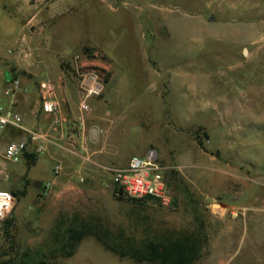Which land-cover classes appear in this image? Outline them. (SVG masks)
I'll list each match as a JSON object with an SVG mask.
<instances>
[{"label":"rangeland","instance_id":"rangeland-1","mask_svg":"<svg viewBox=\"0 0 264 264\" xmlns=\"http://www.w3.org/2000/svg\"><path fill=\"white\" fill-rule=\"evenodd\" d=\"M56 1L72 9L58 28L34 33L37 6L0 0V77L24 75L14 63L32 36L44 44L58 29L95 42L127 82L106 94L118 101L114 133L123 130L124 157L155 150L174 202L117 196L110 178L89 191L98 198L70 204L66 218L41 220L36 193L52 162L40 156L27 169L25 155L0 158V189L18 194L0 220V264H152L119 256L89 233L66 256L67 231L79 223L123 246L194 234L202 247L193 264H264V0Z\"/></svg>","mask_w":264,"mask_h":264},{"label":"crops","instance_id":"crops-1","mask_svg":"<svg viewBox=\"0 0 264 264\" xmlns=\"http://www.w3.org/2000/svg\"><path fill=\"white\" fill-rule=\"evenodd\" d=\"M26 2L37 6L32 16L42 14L34 22V33H42L47 23L49 28L57 27V17L72 9H63L54 0ZM54 29L50 30V35L47 34L44 44L31 37L32 45L25 56L20 55L14 63L16 70L24 74L20 76L21 88L6 99V103L20 113L27 128L45 134V139L29 140L26 153L35 156L33 161L27 165L26 159L22 157L27 169L36 164L40 156L44 157V164L52 162L51 174L45 179L43 193H36L41 206V213L38 212L36 217L41 220L49 216L55 219L66 218L70 204L98 198V194L89 191L98 188L101 181L110 180L107 167L123 166L130 157H124L122 151L123 130L119 134L114 133V108L118 101L106 95L109 90L114 93L126 90L127 82L121 77V72L113 68L107 53L95 42H81ZM90 50L98 52L99 58ZM92 67L104 75L105 89L101 95L90 97L89 108L81 111L78 71ZM156 74V71L152 72L153 76ZM0 78L3 81L10 79L6 72ZM44 80L54 84L53 94L60 105L55 114L41 109L38 84ZM0 135L4 139L2 144L26 136L22 129L13 127ZM39 142L45 144V149L35 153ZM57 164L60 165L58 172L55 171ZM26 178L31 183H37L35 179ZM221 205L222 209H229L227 205ZM260 222L257 219L253 223L259 225Z\"/></svg>","mask_w":264,"mask_h":264},{"label":"built area","instance_id":"built-area-1","mask_svg":"<svg viewBox=\"0 0 264 264\" xmlns=\"http://www.w3.org/2000/svg\"><path fill=\"white\" fill-rule=\"evenodd\" d=\"M99 58L96 51H91ZM79 92L81 111L89 108L88 99L92 96H99L105 89L104 75L96 68L92 67L78 71ZM21 88V78L19 75H10L8 81L0 78V134L9 127L22 129L26 136L19 139H11L2 144L0 141V158L18 162L28 150L29 140L45 139V134L37 129L27 128L21 115L10 104L6 103L7 98H11ZM41 109L50 114H55L59 110V102L54 97V84L50 81H40L38 84ZM56 121V120H55ZM45 149V144L39 142L35 148V153H41ZM60 165L55 166L58 172ZM111 173L113 188L116 187L115 195H125L134 199H153L163 207L173 206V195L171 194L166 180L165 168L157 161V152L148 149L143 156L131 155L127 163L123 166L107 167ZM7 178V174H5ZM16 195L8 189H0V220L4 219L12 211L17 202Z\"/></svg>","mask_w":264,"mask_h":264},{"label":"trees","instance_id":"trees-1","mask_svg":"<svg viewBox=\"0 0 264 264\" xmlns=\"http://www.w3.org/2000/svg\"><path fill=\"white\" fill-rule=\"evenodd\" d=\"M10 75H19L18 73H11ZM202 128H199V130ZM197 131V130H196ZM195 131V132H196ZM205 133V132H204ZM198 143L202 145L200 139H197ZM27 157L29 163L34 159V155L24 154ZM18 199L16 191L11 190ZM116 191V187L113 188V192ZM174 201V199H173ZM89 226H85L82 223L75 225L68 229L67 239L62 246V250L66 256H70L74 253L76 244L87 233L93 235L105 248L118 254L119 256H129L136 262H150L152 264H193L196 258L199 256L202 245L199 243L198 236L194 234H180L177 236H165L161 238H151L144 240L140 245H134L130 242L126 246L117 244L113 241L107 232L101 230L100 227L93 229ZM203 240H206L205 235H201ZM69 246L68 250H65ZM15 264V263H14ZM16 264H57L54 261L40 259L35 262L21 261Z\"/></svg>","mask_w":264,"mask_h":264},{"label":"water","instance_id":"water-1","mask_svg":"<svg viewBox=\"0 0 264 264\" xmlns=\"http://www.w3.org/2000/svg\"><path fill=\"white\" fill-rule=\"evenodd\" d=\"M245 51V50H244ZM6 75H8V77H10V74H9V72H6Z\"/></svg>","mask_w":264,"mask_h":264}]
</instances>
